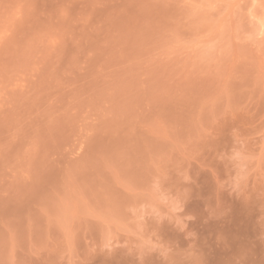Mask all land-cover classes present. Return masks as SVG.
Returning a JSON list of instances; mask_svg holds the SVG:
<instances>
[{
  "label": "rangeland",
  "instance_id": "obj_1",
  "mask_svg": "<svg viewBox=\"0 0 264 264\" xmlns=\"http://www.w3.org/2000/svg\"><path fill=\"white\" fill-rule=\"evenodd\" d=\"M0 264H264V0H0Z\"/></svg>",
  "mask_w": 264,
  "mask_h": 264
}]
</instances>
